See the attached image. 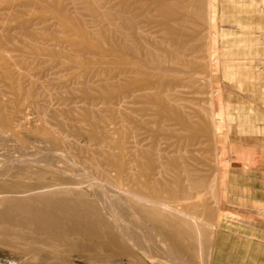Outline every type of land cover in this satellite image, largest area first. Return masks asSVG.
Segmentation results:
<instances>
[{"label":"rangeland","instance_id":"obj_1","mask_svg":"<svg viewBox=\"0 0 264 264\" xmlns=\"http://www.w3.org/2000/svg\"><path fill=\"white\" fill-rule=\"evenodd\" d=\"M0 264H264V0H0Z\"/></svg>","mask_w":264,"mask_h":264},{"label":"bare ground","instance_id":"obj_2","mask_svg":"<svg viewBox=\"0 0 264 264\" xmlns=\"http://www.w3.org/2000/svg\"><path fill=\"white\" fill-rule=\"evenodd\" d=\"M211 12L212 10L210 7V21L212 19ZM38 166H40V168L49 167L52 170L60 171L48 163ZM49 186L53 187L55 185ZM64 193H69L72 197H66ZM76 198L77 194L75 191L66 186V189L62 190L61 192H53L51 195L42 196L33 195L26 199H20L13 202L16 203V208L25 214L26 218L19 220H27L42 231H51V229H55L58 230V235H62L65 231L75 233L81 229L88 230L91 233V229L85 226V229L81 228L78 222L79 216H81L83 219H86L87 221L89 213L88 210L90 206L86 202H78ZM80 208L83 210V213L78 214L77 211ZM63 224L67 225V227L65 228Z\"/></svg>","mask_w":264,"mask_h":264}]
</instances>
